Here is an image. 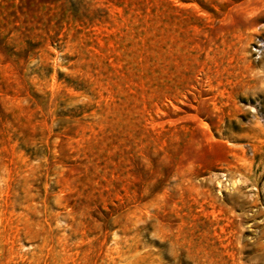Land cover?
I'll use <instances>...</instances> for the list:
<instances>
[{
    "label": "rangeland",
    "instance_id": "374dc122",
    "mask_svg": "<svg viewBox=\"0 0 264 264\" xmlns=\"http://www.w3.org/2000/svg\"><path fill=\"white\" fill-rule=\"evenodd\" d=\"M263 47L264 0H0V264H264Z\"/></svg>",
    "mask_w": 264,
    "mask_h": 264
},
{
    "label": "bare ground",
    "instance_id": "6f19581e",
    "mask_svg": "<svg viewBox=\"0 0 264 264\" xmlns=\"http://www.w3.org/2000/svg\"><path fill=\"white\" fill-rule=\"evenodd\" d=\"M259 48H261V45H259ZM259 48H258V49H259ZM263 48H264V47H263ZM263 51H264V50H263ZM262 54H263V53H262Z\"/></svg>",
    "mask_w": 264,
    "mask_h": 264
}]
</instances>
